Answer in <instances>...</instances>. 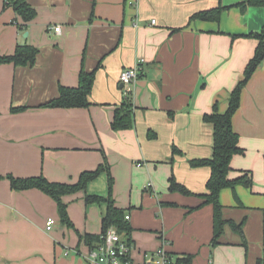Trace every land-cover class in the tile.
Instances as JSON below:
<instances>
[{
    "label": "crops",
    "instance_id": "obj_1",
    "mask_svg": "<svg viewBox=\"0 0 264 264\" xmlns=\"http://www.w3.org/2000/svg\"><path fill=\"white\" fill-rule=\"evenodd\" d=\"M242 1L28 0L37 17L20 29L22 18L0 0V56L14 55L18 46L39 49L33 67L0 65V264H94L84 238L102 234L107 204L88 205L85 198H108V174L63 198L73 227L61 223L49 196L13 190L7 178L75 184L104 162L115 206L130 216L135 263L161 248L175 260L194 256L192 264L264 259V61L233 118L245 154L233 158L230 178L249 172L253 187L220 194L224 219L245 222L246 244L226 226L212 246L213 207L199 197L211 170L189 165L212 156L213 130L203 117L216 105L219 114L227 112L258 46L246 36L264 27V8H232L219 23L190 18ZM140 62V78L130 88L135 126L114 131L124 101L120 75ZM83 68L97 70L89 108L43 107L58 98L60 86L78 87ZM174 147L182 154L173 156ZM172 175L195 195L171 193ZM49 219L56 221L50 231Z\"/></svg>",
    "mask_w": 264,
    "mask_h": 264
},
{
    "label": "trees",
    "instance_id": "obj_2",
    "mask_svg": "<svg viewBox=\"0 0 264 264\" xmlns=\"http://www.w3.org/2000/svg\"><path fill=\"white\" fill-rule=\"evenodd\" d=\"M5 1L6 6L11 5L15 13L22 18L24 25L21 26L20 29H24L26 25L36 19L37 12L28 3V0ZM232 8H239L242 13H245L249 8H264V0H243L238 4L228 7L220 5L215 9L201 11L192 15L190 22L201 20L219 23L221 21L222 14L226 10H230ZM237 37L240 36H234L235 39ZM246 37L256 39L258 41V46L253 58L249 61L244 70L242 79L238 82L237 86L229 96V107L227 112L225 114H219L216 105L214 107V113L207 114L203 117L204 122L209 124L213 130L212 156L207 159L189 161L191 168L208 167L211 170L210 178L206 184L207 192L203 195H199V197L204 199L202 206L211 205L213 207L214 236L211 243L212 246L219 244V240L224 234L226 226H229L236 233H238L246 244V237L244 234L245 222L242 221L237 224L233 220H225L223 217L224 207L220 202V194L223 190L230 189L234 192L235 189L240 186L251 189L254 183L252 175L249 172H242L241 175L235 179L230 178L233 158L235 156H242L245 154V150L240 146V136L234 131L233 118L241 107L242 96L245 88L258 70L261 63L264 61V27L259 33H252ZM38 54L39 49L36 47L30 45L18 46L14 55L0 56V65L14 64L16 67H33L36 63ZM101 65L102 61L99 63V67ZM96 72L97 70L87 72L83 68L79 75L78 87L69 88L60 86L58 98L48 102L43 105V107L54 109L89 108L91 105L90 96L94 88ZM24 110H26L25 107L14 109L13 111L21 112ZM134 126V105L132 101V94L130 93L124 96L122 106L116 110L114 120L112 122V129L114 131H123L130 130ZM149 138H156V135L150 133ZM181 154L182 152L180 150L176 147L173 148V156ZM103 173L108 174V198L88 195L85 198L86 203L88 205L107 204V212L102 221V234L106 233L109 228L114 227L129 245H133V240L131 238L133 230L129 222L126 220L127 212L123 209L117 208L112 198L113 178L110 175V166L107 162L101 164L94 171L83 172L75 184L53 183L48 181L43 176L26 179H18L13 176H9L7 179L10 181L13 190L25 191L37 189L49 196L57 204L61 223L68 227H73L68 214L67 205L63 202V198L70 195H76L80 192H85L89 183L98 179ZM169 191L171 193H179L185 196L195 195L184 185L180 184L174 175H172L169 179ZM235 198L239 201L236 195ZM169 205L174 206L172 204ZM84 240L91 249L102 242L100 235H86ZM193 259L194 256L191 255L180 257L175 260L174 264H192ZM256 264H264V259H258Z\"/></svg>",
    "mask_w": 264,
    "mask_h": 264
},
{
    "label": "built area",
    "instance_id": "obj_3",
    "mask_svg": "<svg viewBox=\"0 0 264 264\" xmlns=\"http://www.w3.org/2000/svg\"><path fill=\"white\" fill-rule=\"evenodd\" d=\"M151 25H156V20L151 21ZM55 33L61 32V27L52 28ZM132 68L124 69L120 75V83L123 85L124 96L131 93L130 88L136 84L141 74V64ZM126 220L130 221V216L126 215ZM56 221L49 219L46 229L50 231ZM101 244L90 248L88 257L94 264H137L132 259L133 245H129L120 235L116 228H109L106 233L101 234ZM175 259L171 257L165 249L157 250L153 255L147 256L141 264H174Z\"/></svg>",
    "mask_w": 264,
    "mask_h": 264
},
{
    "label": "water",
    "instance_id": "obj_4",
    "mask_svg": "<svg viewBox=\"0 0 264 264\" xmlns=\"http://www.w3.org/2000/svg\"><path fill=\"white\" fill-rule=\"evenodd\" d=\"M121 87L123 88V85Z\"/></svg>",
    "mask_w": 264,
    "mask_h": 264
}]
</instances>
